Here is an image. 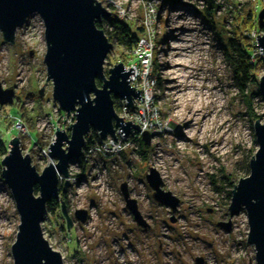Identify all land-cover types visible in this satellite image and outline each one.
<instances>
[{
	"label": "rangeland",
	"instance_id": "rangeland-1",
	"mask_svg": "<svg viewBox=\"0 0 264 264\" xmlns=\"http://www.w3.org/2000/svg\"><path fill=\"white\" fill-rule=\"evenodd\" d=\"M95 1L109 13L123 8L133 28L143 15L146 18L154 49V93L161 122L170 131L149 139L146 149L130 145L106 160L95 155L71 161L67 186L61 192L64 198L56 199L66 206L71 224L62 231L65 222L60 209L54 214L46 210L40 224L43 239L59 252L63 264H195L197 257L200 264H254L253 247L245 242V211L240 208L230 216L227 207L232 185L248 175V161L257 148L253 121L259 116L264 122V100L260 94L255 96L264 70L257 61L264 56L255 45V36L264 35L256 23L264 0ZM246 11L255 20L248 28L238 29L237 21ZM103 29L109 30L104 24ZM239 34L249 45L250 60L256 62L245 79L236 74L227 57L229 40ZM45 49L42 21L36 14L14 30L12 43L0 34V86L13 90L12 104L0 106V113L16 112L23 120L30 141H20V153L29 156L37 173L49 165L40 158V149L47 150L54 129L69 134L74 121L73 114L58 112L51 97V82L45 81L42 63ZM119 57L112 42L103 63L105 77L107 69L121 63L116 61ZM0 132V141L6 142L1 161L7 155V141L18 136L3 123ZM35 135L40 145L34 144ZM147 167L157 172L160 189L179 201L174 213L153 201L143 178ZM121 183L135 200L147 229L135 225L124 207ZM0 197L4 219L0 263L12 264L9 249L19 219L1 176ZM76 209L86 212L83 223L74 218ZM221 223H230L229 230Z\"/></svg>",
	"mask_w": 264,
	"mask_h": 264
},
{
	"label": "water",
	"instance_id": "water-1",
	"mask_svg": "<svg viewBox=\"0 0 264 264\" xmlns=\"http://www.w3.org/2000/svg\"><path fill=\"white\" fill-rule=\"evenodd\" d=\"M38 15L42 21L44 43L46 49L42 59L45 65V81L52 86L51 97L59 109L66 115L73 114L74 121L69 125V134L54 129L51 143L47 146V154L54 163L49 164L37 173L27 154L22 155L17 137L10 138L0 176L8 187L14 201L19 219L17 232L10 246L12 264H63L58 251L52 250L46 239H43L40 224L46 211V204L59 198L58 180L63 181V190L67 186L65 180L67 168L71 161L78 159L84 146V137L95 131L98 138H113L116 128L120 135L128 130L139 131V126L131 121L123 123L115 111V98L125 101V105L133 107L131 102L138 97L127 81L133 74L131 68L125 69L122 63H116L103 73V63L111 49V43L102 30L95 26L101 18H108L110 13L95 0H0V34L7 43H12L14 30L20 27L30 16ZM264 20V9L257 14V23ZM255 45L264 56V35L255 36ZM99 79L101 87L95 80ZM44 81V82H45ZM257 89L264 100V70L259 77ZM42 87L37 90L41 95ZM13 90L1 88L0 106L12 104ZM114 98V99H113ZM252 133L256 150L249 158L248 175L239 178L232 185L230 203L227 207L230 216L245 211L247 220L246 240L253 247L254 264H264V122L253 121ZM141 141L147 146L149 137L141 134ZM116 142V138H113ZM152 191L154 202L164 205L174 213L179 201L169 192L160 189L161 180L155 169L147 167L143 176ZM37 187V194H34ZM124 207L131 214L135 225L147 229L142 216L138 213L135 200L129 198L125 183L119 186ZM60 215L64 219L65 228L71 224L63 202L59 203ZM75 219L83 223L86 212L76 209ZM220 226L226 231L230 223ZM195 258L194 263L200 264ZM231 264V263H230Z\"/></svg>",
	"mask_w": 264,
	"mask_h": 264
},
{
	"label": "built area",
	"instance_id": "built-area-1",
	"mask_svg": "<svg viewBox=\"0 0 264 264\" xmlns=\"http://www.w3.org/2000/svg\"><path fill=\"white\" fill-rule=\"evenodd\" d=\"M124 13V9L118 7L113 14L115 18L132 24L130 19ZM144 14L147 15L148 13L144 12ZM140 19L139 26L144 29L145 40L134 44L129 52V62L132 61V63L128 62L124 65L126 70L127 68H131L133 72L132 75H129L127 81L129 86L132 87L135 92L136 90H139V98L136 97L132 100L131 105L133 107L125 105V101L120 98L114 99V106L117 105L118 107L116 115L121 118L123 123L131 121L132 125L139 126V131L130 129L123 137L120 135L118 128H116L113 134V138H116V142L108 135L105 140H101L96 134L97 138L91 143L85 141L79 158L84 159L96 155L100 159L106 160L107 158H112L122 153L125 148L130 145H138L139 142H142L140 137L142 133H146L149 139H151L164 136L170 131L165 129V125L162 124L160 119L158 104L156 102L157 96L154 93L157 84V82H155L156 71L152 68L151 60V54L154 52V49L150 43L149 29L145 22L146 18L143 15ZM250 61V64L254 67L256 62L254 60ZM2 123L5 125L6 130H9L18 136L19 142L23 141L28 143L30 141V134L20 116L8 113L2 115L0 113V125ZM5 133L7 132L5 131ZM2 135L3 134L0 132V138H2ZM40 158L45 159L48 164L54 163V161L48 157L46 149H40Z\"/></svg>",
	"mask_w": 264,
	"mask_h": 264
},
{
	"label": "trees",
	"instance_id": "trees-1",
	"mask_svg": "<svg viewBox=\"0 0 264 264\" xmlns=\"http://www.w3.org/2000/svg\"><path fill=\"white\" fill-rule=\"evenodd\" d=\"M205 2L209 0H204ZM251 14L248 13L247 11L244 12L243 16L240 17L237 21L238 24V29H246L249 26H251V23L255 20L253 17V21L250 20ZM251 21V22H250ZM257 23V22H256ZM103 24L107 26L108 31L103 29ZM258 25V29H261V31L264 32V22H260V26ZM96 28L98 30H102L104 36L106 39L112 43L115 42L117 48L120 51V57L116 61L121 62L124 64L129 62L130 55L129 52L131 51V48L134 46V44L138 43L141 41L140 37L144 36V29L140 26L134 28L132 27V24L126 23L124 21H121L118 18H115L114 14L111 12L108 18H101V21L96 22L95 24ZM144 38V37H143ZM229 46L231 48V54L228 57V60L231 64V66L234 68V71L236 72L239 77H242L245 79V77L248 76V74L253 70V67L250 64V50H249V45L246 43V38L239 34V36L234 37L232 40H229ZM152 64H154L153 60V55L154 52H152ZM260 62L261 66H264V57L261 59L257 60ZM117 63V62H116ZM95 84L97 87H101V82L99 79L95 80ZM242 87V85H241ZM259 95V91L255 93V96ZM114 99V98H113ZM114 106V102H113ZM115 107V106H114ZM58 112L61 113V109H58ZM17 113H13V115H16ZM259 116H257L254 120L259 119ZM69 132V129H68ZM96 132L95 131H90L88 135L84 137L85 141H89L91 143L94 139H96ZM34 144L40 145V140L35 135V138L33 139ZM5 144L6 142H1L0 141V152L5 154ZM138 146L141 148L146 149V145L143 142H139ZM63 190V185L59 186V199H63L64 197L61 195V192ZM34 194H37V187H34ZM59 203L56 199H53L52 201L48 202L46 204V210L50 214H54V212L57 209H60ZM62 231H65V227H60Z\"/></svg>",
	"mask_w": 264,
	"mask_h": 264
},
{
	"label": "bare ground",
	"instance_id": "bare-ground-1",
	"mask_svg": "<svg viewBox=\"0 0 264 264\" xmlns=\"http://www.w3.org/2000/svg\"><path fill=\"white\" fill-rule=\"evenodd\" d=\"M152 60V59H151ZM153 60H154V58H153ZM154 62V61H153ZM19 145H20V143H19ZM3 202V198L2 197H0V204ZM4 224V219H3V217H1L0 216V226H2ZM1 258H2V252H0V262H1ZM1 264V263H0Z\"/></svg>",
	"mask_w": 264,
	"mask_h": 264
},
{
	"label": "flooded vegetation",
	"instance_id": "flooded-vegetation-1",
	"mask_svg": "<svg viewBox=\"0 0 264 264\" xmlns=\"http://www.w3.org/2000/svg\"><path fill=\"white\" fill-rule=\"evenodd\" d=\"M139 227V226H138ZM142 229V228H141Z\"/></svg>",
	"mask_w": 264,
	"mask_h": 264
}]
</instances>
